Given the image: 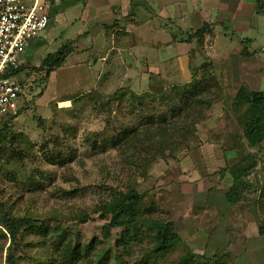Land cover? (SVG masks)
<instances>
[{
    "label": "rangeland",
    "instance_id": "374dc122",
    "mask_svg": "<svg viewBox=\"0 0 264 264\" xmlns=\"http://www.w3.org/2000/svg\"><path fill=\"white\" fill-rule=\"evenodd\" d=\"M258 2L264 5V0ZM258 11L264 14V7ZM59 26L50 24L47 31L61 48L73 32L70 24L68 28ZM258 31L264 36V18L258 19ZM41 42V38L36 40L21 59L27 68L16 80L26 87L27 102L8 125L15 142L6 141L5 153L0 150L1 210L14 217L37 220L48 229L46 235L21 231L18 246H14L16 264H64L63 249L54 247L63 234L73 246L85 247L95 242L92 252L77 264H101L115 250L114 244L123 231H134V227L113 230L109 239L104 238L102 230L109 216H104L100 208L114 193L128 189L142 195L143 209L152 207L153 212L146 214L149 218L171 220L181 239L176 248L149 264H175L188 251L197 255L199 264H264V235L259 234V229L264 228V151L252 152L242 141L246 108L233 105L242 86L225 82L221 71H191L181 84L153 79L150 85H143L135 74L130 73L129 79L123 80L116 71L108 74L110 78L103 75L95 80L85 65L70 64L49 79L51 73L46 76L37 69L46 53ZM85 59L78 55L71 61ZM196 76L211 78L215 83L207 94L212 105L195 108L190 120L178 125L176 135H180V141L184 133L181 134V127L192 129L196 124L195 135L174 146L176 150L161 148L155 161L140 151L141 144L149 145L146 138L123 155L124 150L113 147L115 138L124 131L142 133L150 126V118L155 120L153 127L160 118L176 122L178 119H172L171 110L159 100V93L173 86L182 87ZM251 81L255 87V80ZM91 82L95 85L85 89ZM260 88L264 89V83ZM121 89L126 93L124 97L110 99ZM131 93L138 97L150 93L155 100L145 98L140 107ZM220 120L223 124L232 121L231 129L217 128ZM205 144L218 145L228 159L227 152L233 149L235 161L249 153L257 154V167L249 175L237 204L225 202L231 177L228 175L224 181V168L208 173L203 166L206 159L201 149ZM55 156L63 157V162H53ZM136 165L137 170L133 168ZM143 167H147L144 176ZM206 178H210V183ZM206 182L209 189L203 188ZM84 219L86 222H82ZM142 235L140 242L130 247L127 264L141 260L151 250V236ZM8 246V237L5 239L0 232V264H7ZM109 258L107 264H112V255Z\"/></svg>",
    "mask_w": 264,
    "mask_h": 264
},
{
    "label": "crops",
    "instance_id": "0c3cea01",
    "mask_svg": "<svg viewBox=\"0 0 264 264\" xmlns=\"http://www.w3.org/2000/svg\"><path fill=\"white\" fill-rule=\"evenodd\" d=\"M44 2L50 22L47 29L28 44L25 55L40 38L42 50L46 52L41 62L47 55L64 50L63 63L51 72L49 79L53 73L57 76V72L65 70L68 64L85 65L95 80L115 71L126 80L133 73L143 85H150L153 79L181 84V81H187L191 71H221L223 80L235 87L242 86L247 90L258 87L249 91H264L260 88L264 83V36L258 31V19L264 18L258 10L264 5L258 0ZM50 24H60L62 28L71 25L73 36H67L61 48L57 39L51 37V31H47ZM199 31L203 33L198 35ZM258 39L263 43L259 44ZM78 55H84L86 59L72 62L73 56ZM21 65L27 67V63ZM131 78L134 79V75ZM252 79L255 87L251 86ZM93 84L91 82L85 89L92 88ZM231 122L224 121L223 124L220 120L216 126L230 130ZM261 147L264 148V140ZM217 148L216 144H205L201 149L206 159L202 164L208 173L238 162L233 159V149L228 150V159L222 149ZM227 176L224 177L226 182ZM207 182L203 188L208 186ZM226 194L225 202L228 203Z\"/></svg>",
    "mask_w": 264,
    "mask_h": 264
},
{
    "label": "trees",
    "instance_id": "16d2710c",
    "mask_svg": "<svg viewBox=\"0 0 264 264\" xmlns=\"http://www.w3.org/2000/svg\"><path fill=\"white\" fill-rule=\"evenodd\" d=\"M202 33V31H199L197 34L201 35ZM64 59V50L47 55L37 69L39 71H44L45 75L48 76L63 63ZM25 68L27 67L20 65L7 76L10 78L17 77ZM212 83H215V81L211 78H197L196 76L190 83L182 87L173 86L168 91H162L159 93V100L171 110L172 119L177 118L178 120L175 122L169 121L166 118H160L158 119L159 121H157L158 125L153 127L152 125L155 120L150 118V126L142 133L139 131H124L121 136L115 138L113 147L124 150L122 153L123 155L125 152H129V148L137 147L135 144L142 143L145 140L144 138H146L148 139V143L146 144L149 145L141 144L140 151L151 156V161H155L158 158L157 156L162 152L161 148L176 150L174 146L183 144L184 140H187L196 133V124L192 125V129L181 127V134L182 132L184 133L181 135L183 141H180V135H176L179 123L182 121H189L190 117L193 116L192 111H194L195 108H199L202 105H206V107L209 108L212 105L211 99L207 97V94L211 91ZM125 94L126 93L121 89L115 91L110 99L120 100ZM130 96L140 107L144 106V101L147 98H151L153 101L155 100V96L150 95V93H145V95L141 97L131 93ZM181 104L183 105L182 107L176 108L177 105ZM233 105H242L246 108L242 141H244L251 150H256L258 152L264 151V148L261 147V143L264 140V91L252 92L241 87L235 95ZM8 125L9 123L0 125V150L6 148V141L15 142V137L8 132ZM145 134H147L148 137H145ZM140 151L139 154H141ZM3 152L5 153L4 150ZM139 156L140 155H138V157ZM52 160L59 164L63 162L64 159L63 157L55 156L52 157ZM256 167L257 154L249 153L234 166L226 167L223 170L224 175H230L232 180L230 190L226 194L228 203L234 205L241 201L240 193L243 192V189L248 185L247 178ZM133 168L137 170L139 167L136 165V167L133 166ZM146 172L147 167H143L141 169V174L144 176ZM143 203L144 200L141 194L134 189H128L126 192L114 193L109 202L102 204L100 211L104 216H109V222L102 230L104 238L109 239L111 231L113 230L134 227V229L132 228L134 231H130L129 229L128 231H123L120 240L116 241L114 244L115 250L104 257L102 261L103 264H107V262L110 261L109 257L111 255V260H113L112 264H127L125 258H129L130 247L140 242L143 236L142 234L151 236L152 248L148 254L141 256V260L138 259L133 264H149L152 259L155 261L159 255L169 252L181 243V239L174 229L173 222L171 220H155L149 218L146 214L153 212V209L152 207L148 210L143 209ZM1 206L2 202L0 201V207ZM2 210L0 208V232L5 239L8 237L9 241L6 263L16 264L14 246H18L19 235L22 234L21 231L31 230L35 234L46 235L48 229L43 227L42 223L37 220L14 217L7 210ZM82 222H86V219L82 220ZM259 234L264 235V228L259 229ZM66 238L67 235L63 234L61 240H58L57 243L54 244L56 250L63 249L62 259L64 264H77L82 258L87 257L88 254L92 252V248L95 244L94 241H91L89 244L85 245V247H80L79 245L73 246L70 242H67ZM207 263L211 264L210 262ZM42 264L48 263L43 262ZM175 264L199 263L197 262V255L188 251ZM204 264H206V262H204Z\"/></svg>",
    "mask_w": 264,
    "mask_h": 264
},
{
    "label": "built area",
    "instance_id": "2783aa9c",
    "mask_svg": "<svg viewBox=\"0 0 264 264\" xmlns=\"http://www.w3.org/2000/svg\"><path fill=\"white\" fill-rule=\"evenodd\" d=\"M44 0H0V125L15 120L27 102L26 87L7 75L22 63L28 44L50 22Z\"/></svg>",
    "mask_w": 264,
    "mask_h": 264
}]
</instances>
